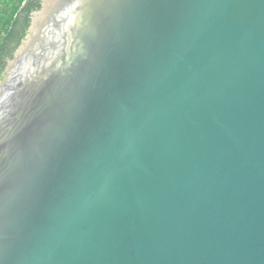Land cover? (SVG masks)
Returning <instances> with one entry per match:
<instances>
[{
    "label": "water",
    "instance_id": "obj_1",
    "mask_svg": "<svg viewBox=\"0 0 264 264\" xmlns=\"http://www.w3.org/2000/svg\"><path fill=\"white\" fill-rule=\"evenodd\" d=\"M0 264H264V0H41L0 78Z\"/></svg>",
    "mask_w": 264,
    "mask_h": 264
},
{
    "label": "trees",
    "instance_id": "obj_2",
    "mask_svg": "<svg viewBox=\"0 0 264 264\" xmlns=\"http://www.w3.org/2000/svg\"><path fill=\"white\" fill-rule=\"evenodd\" d=\"M40 7L41 0H0V78L25 39L33 12Z\"/></svg>",
    "mask_w": 264,
    "mask_h": 264
}]
</instances>
